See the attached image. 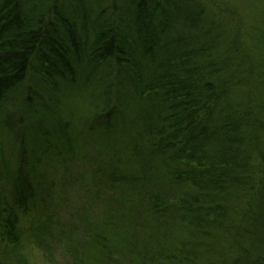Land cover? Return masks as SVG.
Listing matches in <instances>:
<instances>
[{
    "label": "trees",
    "instance_id": "1",
    "mask_svg": "<svg viewBox=\"0 0 264 264\" xmlns=\"http://www.w3.org/2000/svg\"><path fill=\"white\" fill-rule=\"evenodd\" d=\"M240 2L0 0V264H264Z\"/></svg>",
    "mask_w": 264,
    "mask_h": 264
},
{
    "label": "rangeland",
    "instance_id": "2",
    "mask_svg": "<svg viewBox=\"0 0 264 264\" xmlns=\"http://www.w3.org/2000/svg\"><path fill=\"white\" fill-rule=\"evenodd\" d=\"M241 4L246 3L250 6V9H248V13H250L252 16L257 17L260 13L263 14L264 11V0H239ZM71 101H67V99H64L63 101H67V103L71 104L69 105V109L72 113V99ZM27 226V224H25ZM61 259H57L58 262H60ZM28 264H51L49 262H46L44 254L39 250H34L28 253L27 257Z\"/></svg>",
    "mask_w": 264,
    "mask_h": 264
}]
</instances>
